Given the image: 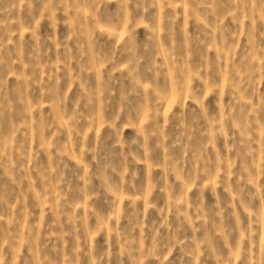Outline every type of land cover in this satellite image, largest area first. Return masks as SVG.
<instances>
[{"label": "rangeland", "instance_id": "374dc122", "mask_svg": "<svg viewBox=\"0 0 264 264\" xmlns=\"http://www.w3.org/2000/svg\"><path fill=\"white\" fill-rule=\"evenodd\" d=\"M0 264H264V0H0Z\"/></svg>", "mask_w": 264, "mask_h": 264}]
</instances>
